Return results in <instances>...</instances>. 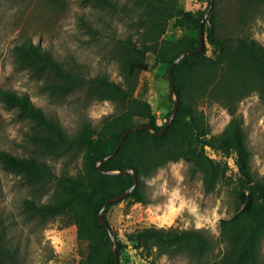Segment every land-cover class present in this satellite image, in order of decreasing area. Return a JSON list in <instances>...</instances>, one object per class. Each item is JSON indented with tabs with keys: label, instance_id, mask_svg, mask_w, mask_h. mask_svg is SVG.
<instances>
[{
	"label": "trees",
	"instance_id": "trees-1",
	"mask_svg": "<svg viewBox=\"0 0 264 264\" xmlns=\"http://www.w3.org/2000/svg\"><path fill=\"white\" fill-rule=\"evenodd\" d=\"M92 1L115 7L112 0ZM134 1L140 10L137 22L142 31L137 39L122 42L124 84L105 75L86 76L79 68L59 61L51 50L31 38L24 39L15 48L17 67L39 78L43 89L51 95L63 97L85 88L88 98L115 103L118 112L106 116L100 128L84 122L79 132L70 137L56 120L35 106L28 95L0 88L5 106L34 123L35 128L28 136L39 146V153L60 156L73 151L82 158L80 172L75 176L58 175L39 157H18L1 149L0 162L6 169L23 174L29 184L54 185L51 201L41 203L26 199L24 208L32 217L65 216L76 225L78 239L88 244L86 256L77 264H115L108 228L116 237L119 264H122V253L129 243L144 257L154 251L158 255L186 252L202 259L212 251V241L199 229L152 225L128 233V242L120 239L107 218L108 209L117 202H110L103 212L106 225L98 219L108 199L128 191L134 184L131 173L123 170L131 168L138 178L136 188L123 200L147 203L143 179L169 162L185 160L195 171L201 172L206 193L213 192L217 184L225 180L232 186L236 199L235 212L219 222L220 238L226 242L227 249L208 264H261L258 256L264 236V175L258 178L252 171V153L237 110L238 103L254 89L264 101V45L256 38L237 34V29L253 18L264 0H228L235 16L232 28L220 13L221 0H214L205 21L206 29L203 26L207 32L203 50L188 54L173 67L174 88L170 97L174 106L176 100L179 106L171 124L160 135L157 133L167 122L159 125L151 103L136 94L140 75L149 69L147 55L154 54L155 66H166L170 80L169 68L173 62L183 52L200 48V22L210 0L201 12L181 9L179 0ZM171 21L175 28L185 32L176 40L164 37ZM205 100L219 102L231 116L219 134L212 133L206 115L198 110L199 102ZM137 117L147 122L138 124ZM143 124L150 129L130 132L112 156L123 134ZM206 147L221 158L210 156ZM228 158L236 167L235 178L229 174ZM0 263L22 264L1 242Z\"/></svg>",
	"mask_w": 264,
	"mask_h": 264
},
{
	"label": "rangeland",
	"instance_id": "rangeland-1",
	"mask_svg": "<svg viewBox=\"0 0 264 264\" xmlns=\"http://www.w3.org/2000/svg\"><path fill=\"white\" fill-rule=\"evenodd\" d=\"M207 1L179 0L178 5L187 11L201 12ZM112 2L115 7L92 0H0V88L28 95L70 137L79 132L84 122L100 128L103 119L117 113L118 107L111 101L88 98L85 88L63 97L51 95L43 89L39 78L17 67L15 48L31 38L51 50L59 61L79 68L86 76L105 75L124 84L122 42L140 36L142 30L137 22L140 10L134 0ZM220 3V13L232 28L235 16L231 4L228 0ZM173 24L169 23L164 37L176 40L185 32ZM237 30V34L256 38L264 45V5ZM154 60V54L148 53L149 69L140 75L136 94L151 103L159 125H163L174 109V101L170 97L166 66H155ZM198 110L206 115L213 134L221 133L231 118L228 110L213 100L200 101ZM237 112L243 119L246 142L252 153V171L260 178L264 175V101L258 90L254 89L238 103ZM135 121L140 124L147 119L137 117ZM34 128L30 119L8 109L0 98V149L18 157H39L58 175H77L82 168L81 156L73 151L60 156L40 154L39 146L28 136ZM216 158L221 156L216 154ZM228 161L229 174L235 178L236 167L231 158ZM143 181L147 203L121 200L107 211L108 221L120 239L127 241L128 233L147 226H174L201 230L212 241L213 249L202 259L186 252L158 255L154 251L144 257L129 243L122 253V264H208L223 255L227 244L220 238L219 222L236 210L232 186L222 180L213 192L206 193L201 172L185 160L169 162ZM53 194V184H29L23 174L6 169L0 162V242L22 264H77L88 252L87 242L78 239L77 227L68 217L42 219L25 211L26 199L49 202ZM258 261L264 264V236Z\"/></svg>",
	"mask_w": 264,
	"mask_h": 264
},
{
	"label": "water",
	"instance_id": "water-1",
	"mask_svg": "<svg viewBox=\"0 0 264 264\" xmlns=\"http://www.w3.org/2000/svg\"><path fill=\"white\" fill-rule=\"evenodd\" d=\"M213 7H214V0H210L209 7H208V9H207V11H206V13H205L203 19H202L201 22H200V28H199V35H200V48H199L198 50H187V51L183 52V53H182V54H181V55H180V56H179V57L173 62V64H172V65L170 66V68H169V76H170V82H171V89H172V90H173V88H174V81H173V67H174V66H175V65H176L181 59H183L184 57H186L188 54H194V53L201 52V51L203 50L204 46H205L204 32H203V25H204L205 21L208 19V17L210 16V13H211ZM178 106H179V102L176 100V101H175V106H174L173 113H172V115L170 116V118L168 119L167 124L165 125L164 129H163L161 132H158L157 134H159V135H160V134H163V133L167 130V128H168L169 125L171 124L173 118H174V117L176 116V114H177ZM142 128H148V129H150V126H149V125H146V124H143V125H139V126L136 127V128H133V129H129V130H127V131L123 134V136H122V138H121V141H120V143H119L117 149L115 150V152L112 154V156H114V155L117 153V151H118L120 145L122 144L123 140L125 139V137H126L130 132H132V131H134V130H139V129H142ZM105 159H108V157H106ZM122 172L131 173V175H132V177H133V179H134V184L132 185V187H131L128 191H126V192H124V193H122V194H120V195H117V196H115V197H112V198L108 199V200L104 203V205H103V207L101 208V210H100V212H99V215H98V219H99L100 223H102V224H104V225H106V222H105V220H104V218H103V212H104V210L106 209L107 205H108L110 202H118V201L123 200V199H124L125 197H127V196H128V195H129V194H130V193L136 188V186H137L138 178H137V176L135 175V173L133 172V170H132L131 168H127V169L123 170ZM108 230H109L110 237H111L112 250H113V253H114L115 264H119V256H118L117 240H116V237H115V235L113 234L112 230H111L110 228H108Z\"/></svg>",
	"mask_w": 264,
	"mask_h": 264
},
{
	"label": "built area",
	"instance_id": "built-area-1",
	"mask_svg": "<svg viewBox=\"0 0 264 264\" xmlns=\"http://www.w3.org/2000/svg\"><path fill=\"white\" fill-rule=\"evenodd\" d=\"M207 151L209 152L210 156L216 158V153L210 149V147H206Z\"/></svg>",
	"mask_w": 264,
	"mask_h": 264
}]
</instances>
